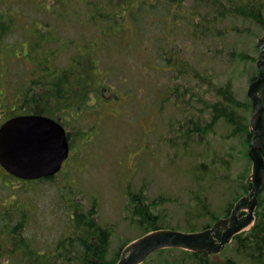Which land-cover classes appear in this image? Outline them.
I'll return each mask as SVG.
<instances>
[{"label": "rangeland", "instance_id": "1", "mask_svg": "<svg viewBox=\"0 0 264 264\" xmlns=\"http://www.w3.org/2000/svg\"><path fill=\"white\" fill-rule=\"evenodd\" d=\"M50 2L0 0V8L9 10L8 16L16 23L11 27L0 20L7 29L0 31V123L13 107L32 109L31 101L24 99L35 96L26 98L27 88L42 80L38 82L42 86L38 106L61 119L72 149L64 168L52 177L18 182L0 168V208L8 205L29 212L26 234L37 241H53L61 235L71 221L70 211L92 210L94 220L112 229L110 259H118L125 244L147 225L134 214L131 192L142 193L161 224L183 230L191 225L201 229L215 220L208 215L197 217L198 196L208 197L216 218L226 216L233 198L237 195L232 206L247 193L242 187L252 171L251 138L246 143L244 132L232 137L221 120L202 131L199 141L185 145L183 123L196 118L204 122L202 127L209 124L211 105L218 100L216 89L228 85L246 106L240 109L242 121H249L251 101L246 90L257 73V39L264 27L253 18L231 14L228 5L223 16L217 11L214 16L206 4L193 0L182 2L185 16L180 20L168 14L172 9L168 5L169 10L160 6L137 22L125 17L121 23L90 21L94 16L86 0H81L77 10L71 4L70 10L75 12L65 13L53 12ZM40 3L49 4L52 13L40 11ZM137 6L152 8L147 1ZM42 35L45 37L40 38ZM154 39L160 51L155 50ZM69 40L75 44L68 46L65 41ZM173 48L176 53L171 56L168 53ZM77 51L80 57L85 55L83 63L97 64L99 74L104 71L105 77L92 80L94 86L88 84L91 77L84 69L79 75L74 73L77 65L71 58ZM54 79L61 82L60 92L52 89L50 98L43 88ZM74 82L79 83L74 84L79 85L74 97L104 84L105 100L96 101L92 92L90 102L69 107L65 94L71 89L62 85ZM54 92L62 96L54 97ZM205 161L207 170L203 165L196 168ZM13 240L0 242L11 244ZM233 248L234 241L210 258H236ZM6 257L0 258V264H6ZM239 262L249 264L244 258ZM141 264H192V260L188 250L167 247Z\"/></svg>", "mask_w": 264, "mask_h": 264}, {"label": "trees", "instance_id": "2", "mask_svg": "<svg viewBox=\"0 0 264 264\" xmlns=\"http://www.w3.org/2000/svg\"><path fill=\"white\" fill-rule=\"evenodd\" d=\"M147 1L149 5L152 7L148 10L144 9L141 10L137 5L140 2ZM185 0H86V2L91 3V15L90 21H98L101 19H111L108 23H115V22H122L123 19L130 18L137 22V19H143L147 11H152L158 9L162 6L165 10H169L166 7L168 5L172 6V9L168 13L169 15L177 16L180 20L182 17L185 16L182 7V2ZM195 4L204 5L206 4L207 7L212 10L214 16L216 11L219 13L220 16H223V13L227 10V5L230 7L228 12H232L231 14L235 15H242L244 18H253L256 22L264 27V16H263V2L261 0H250L249 2H244L241 4L237 0H193ZM225 1V2H224ZM81 0H52L50 4H52L53 12L59 10L61 13H65L66 11L70 10L71 4H73L75 10L78 9ZM225 4V8H221L223 4ZM41 10L49 13L51 11V7L49 4L40 3ZM27 5V4H26ZM177 6V8H176ZM8 8L10 6H7ZM181 9V10H180ZM10 11L6 9L0 8V17L5 16L6 18L2 17L0 20L5 21L7 23H11L13 26L16 25L14 23V19L10 18L8 14ZM14 12V11H13ZM21 12H23L21 10ZM52 13V12H51ZM49 13V14H51ZM141 17V18H140ZM41 22H45V19H42ZM49 24V23H47ZM7 30L6 26L0 22V31ZM16 30L19 28L16 26ZM45 37V35L40 36V38ZM155 50L160 51V44L159 48L156 47L155 39ZM50 42V40L44 43L45 46ZM65 43L70 46L71 43L75 44V42L69 40L65 41ZM94 49V48H93ZM46 50V49H45ZM48 51V50H47ZM176 53V50L173 48L170 51L171 56ZM49 54V52H48ZM50 58V56H49ZM73 63L76 64V71L79 75L80 70L83 71L85 74H89L91 77V81L88 84L94 83L92 82L93 79H98L99 75L102 77L104 76V71L102 70L99 74V70L97 69V64H88L87 62H82V59H85V55L80 57L79 52H76V56H72ZM173 61L179 64V60ZM170 64L173 65L171 61ZM174 64V67H175ZM167 67V65L165 64ZM87 70V71H86ZM61 71V70H58ZM103 73V74H102ZM60 74V73H59ZM62 75V74H60ZM73 74H71L72 76ZM69 77V76H68ZM68 77L64 75V80L68 79ZM78 77V76H77ZM255 78V75L252 77ZM70 80V79H69ZM72 81L75 79H71ZM42 81V80H41ZM34 81L32 86L27 88V97L30 95L35 96V101L37 104V109H42L38 106L40 102L39 96L42 93L41 89L42 86L39 84L41 82ZM39 82V83H38ZM43 82V81H42ZM60 80L54 79V81L49 82L48 87H44L43 89L45 92L48 93V97H52L51 90H58L60 92ZM79 83H70V84H63L62 87H70L71 91L66 93V97L68 98V105L71 108L77 107L79 108L80 103H88L93 96L91 95L94 92V96L97 98L96 101H103L105 100V91L101 88L105 87L104 84L99 85L98 83L95 86L88 90L81 91L80 95H75L77 91H79V85H74ZM5 87V86H4ZM49 88H51L49 90ZM77 89V90H75ZM217 90V97L218 100L215 101L211 105V122L205 126H201L202 121H198L196 118L194 120H187L183 124H185V129L182 136L183 144H187L192 140L199 141L198 137L202 134V131L208 129L209 125L212 123L216 124V122L223 120L224 123L229 126V135L237 136L240 133L244 132L246 137V143L252 137V131L249 126V121H242V116L240 114V109L245 106L244 103L238 101L232 92L231 86L226 87H219ZM177 95L179 93L175 90ZM97 94V95H96ZM38 96V97H37ZM54 97L59 98L62 94H57L54 92ZM261 97L262 102L264 105V85L261 90ZM32 98V97H29ZM27 101H31V99H24ZM83 100V101H82ZM41 103V102H40ZM81 103V104H82ZM14 104V103H13ZM102 105V104H101ZM246 107V106H245ZM79 111V110H77ZM263 119H264V109H263ZM199 117V116H198ZM206 122V121H205ZM197 137V139H194ZM189 146V145H188ZM186 146V148L188 147ZM262 148H263V155H264V137L262 140ZM199 165L204 166V170L208 169V164L202 162L196 166V168H200ZM214 171L216 167L214 164H211V167ZM5 174V173H4ZM17 180V179H16ZM214 180V177L212 178ZM20 182L21 180H17ZM28 182V181H26ZM212 181H210V184ZM243 190L246 188L243 185ZM131 199L132 202L135 204V212L136 216H139L143 219L147 225L144 227L140 235H143L147 232H150L155 229L159 228H176L180 229V226H170L161 224L157 220V216L152 213L151 209L144 203L143 195L141 192H131ZM237 196V195H236ZM236 196L233 198H236ZM237 200V199H236ZM235 200V201H236ZM233 201L228 205L226 209V215L230 212L232 208ZM197 217L208 215L211 219H216V213L211 208L210 202L208 201V197L204 195L203 197H197ZM3 209L0 208V239L6 238H15L16 245L14 242L11 244H6L0 242V258L7 256L6 264H115L118 259L116 258H109L108 248H109V239L112 235V229L107 226L103 225L100 222L94 220L93 212L90 211H70V215L68 219H70V223L65 227L63 233L55 238V240H41L37 241L35 236L26 234L27 224L29 222L30 217H28V213L22 211L20 209H13L8 205L2 206ZM24 210V209H23ZM16 211L17 216H10L12 212ZM9 221V222H8ZM207 225H203L201 228L207 227ZM183 230V229H182ZM197 230L195 225H191L185 227V231H194ZM218 235V234H217ZM5 237V238H4ZM234 241V248L233 251L235 252L236 258H226L225 260H216L215 258L211 259L210 256L212 254L208 252H192L189 251L191 254L192 264H239L240 259L244 258L249 264H264V189L259 195V203L255 209V220L254 223L249 227V229L243 230L237 234H235L232 238ZM5 244V245H4ZM127 244V243H126ZM125 244V245H126ZM6 245L8 247L6 248ZM169 249V248H168ZM164 249L157 251L158 253L162 252ZM12 251L16 252L17 254H12ZM13 257H10L8 255ZM2 259H0L1 262Z\"/></svg>", "mask_w": 264, "mask_h": 264}, {"label": "water", "instance_id": "3", "mask_svg": "<svg viewBox=\"0 0 264 264\" xmlns=\"http://www.w3.org/2000/svg\"><path fill=\"white\" fill-rule=\"evenodd\" d=\"M257 46L259 53L255 63L258 72L246 90L251 100L250 126L253 131L248 149L252 171L245 184L248 193L236 200L229 215L217 218L209 227L197 231L160 228L136 238L123 248L116 264H140L150 254L165 247L218 253L234 234L252 223L258 196L264 189L261 98L264 85V34L258 37ZM68 152L69 143L64 127L50 117L18 115L6 120L0 127V164L19 178L36 179L54 175ZM217 232H220L219 237L216 236Z\"/></svg>", "mask_w": 264, "mask_h": 264}, {"label": "flooded vegetation", "instance_id": "4", "mask_svg": "<svg viewBox=\"0 0 264 264\" xmlns=\"http://www.w3.org/2000/svg\"><path fill=\"white\" fill-rule=\"evenodd\" d=\"M19 98L22 99L23 97L20 95ZM30 105L32 107V109L30 111H25L24 110V107H22L21 109H18V108L13 107L9 112H7V117H3V120L1 121L0 125L5 120H7L8 118L13 117V116H16V115L37 113V114H43V115L51 116V114L47 113L46 111H44L42 109H37V104H36L35 99L31 100ZM57 118L60 119L59 117H57ZM0 168H2L1 165H0ZM2 170H3V168H2ZM3 172H4V170H3Z\"/></svg>", "mask_w": 264, "mask_h": 264}, {"label": "bare ground", "instance_id": "5", "mask_svg": "<svg viewBox=\"0 0 264 264\" xmlns=\"http://www.w3.org/2000/svg\"><path fill=\"white\" fill-rule=\"evenodd\" d=\"M256 77V76H255ZM262 98V97H261ZM263 104V103H262ZM263 109H264V105H263ZM263 112V111H262ZM262 116H263V114H262ZM264 120V119H263Z\"/></svg>", "mask_w": 264, "mask_h": 264}]
</instances>
